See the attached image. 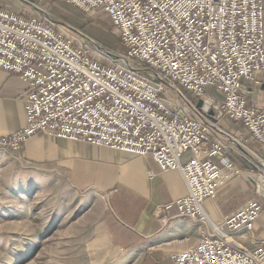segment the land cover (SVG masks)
<instances>
[{
	"label": "built area",
	"instance_id": "1",
	"mask_svg": "<svg viewBox=\"0 0 264 264\" xmlns=\"http://www.w3.org/2000/svg\"><path fill=\"white\" fill-rule=\"evenodd\" d=\"M25 1L28 12L0 4V70L27 84L26 125L1 137L0 148L21 151L43 133L151 155L161 170H179L188 188L157 210L177 207L209 221L204 201L240 174L227 146L211 137L228 134L217 112L264 146V107L249 99L264 72V0H65L86 13L105 12L119 28L125 52L102 48L101 57L80 29ZM263 212V200L253 197L220 223L209 221L211 232L174 253V264H264V240L249 249L236 236L252 233Z\"/></svg>",
	"mask_w": 264,
	"mask_h": 264
},
{
	"label": "crops",
	"instance_id": "2",
	"mask_svg": "<svg viewBox=\"0 0 264 264\" xmlns=\"http://www.w3.org/2000/svg\"><path fill=\"white\" fill-rule=\"evenodd\" d=\"M257 81L250 85V103L264 107V72L257 75ZM26 87L18 75L0 70V138L26 125L23 99ZM218 124L228 134L214 131L211 137L227 146L228 156L240 169V174L220 188L217 198L204 201V208L213 223H220L249 199L259 196L251 181L255 168L245 155L264 159V146L249 139L242 123L222 116ZM234 138L241 139L245 146ZM243 149H247V154ZM2 153L6 152L0 148ZM10 154L27 164H41L63 171L77 187L101 195L106 202V224L112 229L115 242L120 247H128L127 251H133L128 257L145 252V256L154 254L156 259L167 255L171 258L174 253L194 245L204 231L210 232L208 223L211 220L205 222L184 217L177 207L170 212L157 210L159 206L184 197L188 188L179 170H161L151 155H136L43 133L29 137L21 151ZM191 155L187 152L184 158ZM150 172H153L152 176ZM243 193L250 197L243 199L240 197ZM242 232L244 230L236 236L246 248L261 243L264 240V215L256 221L252 233L243 236Z\"/></svg>",
	"mask_w": 264,
	"mask_h": 264
},
{
	"label": "rangeland",
	"instance_id": "3",
	"mask_svg": "<svg viewBox=\"0 0 264 264\" xmlns=\"http://www.w3.org/2000/svg\"><path fill=\"white\" fill-rule=\"evenodd\" d=\"M28 1L88 35L97 56L106 53L102 48L125 52L119 28L105 12L86 13L65 0ZM24 2L0 0L5 7L28 12ZM208 92L221 97L213 87ZM188 96L196 103L199 100L191 93ZM165 97L179 100L172 93ZM4 151L0 154V264H174L168 255L156 259L154 254L145 256V252L135 251L128 257L133 251L120 247L106 224V202L101 195L77 187L63 171L27 164L10 154L15 152ZM245 156L255 168L251 177L254 188L257 191V184L262 187L256 197L264 203V159ZM240 197L248 199L250 195L243 193Z\"/></svg>",
	"mask_w": 264,
	"mask_h": 264
},
{
	"label": "water",
	"instance_id": "4",
	"mask_svg": "<svg viewBox=\"0 0 264 264\" xmlns=\"http://www.w3.org/2000/svg\"><path fill=\"white\" fill-rule=\"evenodd\" d=\"M197 105H198L199 107H202V106H203L204 110L210 112V114H214V113H215V111H214V109L211 107V105H210L209 103H206L205 100L202 99V98L198 100ZM217 116H218L219 118L222 117V116H223V112H222L221 110L218 111V112H217ZM255 183H256V182H255ZM256 184H257V183H256ZM257 191H258L259 194L262 193V187L260 186V184H257Z\"/></svg>",
	"mask_w": 264,
	"mask_h": 264
},
{
	"label": "bare ground",
	"instance_id": "5",
	"mask_svg": "<svg viewBox=\"0 0 264 264\" xmlns=\"http://www.w3.org/2000/svg\"><path fill=\"white\" fill-rule=\"evenodd\" d=\"M68 3V2H67ZM77 8V7H76ZM198 103V102H197ZM224 116V115H223Z\"/></svg>",
	"mask_w": 264,
	"mask_h": 264
},
{
	"label": "trees",
	"instance_id": "6",
	"mask_svg": "<svg viewBox=\"0 0 264 264\" xmlns=\"http://www.w3.org/2000/svg\"><path fill=\"white\" fill-rule=\"evenodd\" d=\"M69 4V3H68ZM71 5V4H70Z\"/></svg>",
	"mask_w": 264,
	"mask_h": 264
}]
</instances>
